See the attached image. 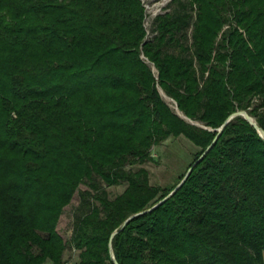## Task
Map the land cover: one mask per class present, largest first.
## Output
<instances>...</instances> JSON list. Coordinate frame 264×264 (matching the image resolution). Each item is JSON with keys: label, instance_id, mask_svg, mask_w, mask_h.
<instances>
[{"label": "trees", "instance_id": "trees-1", "mask_svg": "<svg viewBox=\"0 0 264 264\" xmlns=\"http://www.w3.org/2000/svg\"><path fill=\"white\" fill-rule=\"evenodd\" d=\"M145 18L141 0H0V264L67 246L78 264H264V139L241 116L120 230L231 114L264 132V0H168L149 35ZM178 136L198 150L152 186L140 165Z\"/></svg>", "mask_w": 264, "mask_h": 264}, {"label": "rangeland", "instance_id": "rangeland-1", "mask_svg": "<svg viewBox=\"0 0 264 264\" xmlns=\"http://www.w3.org/2000/svg\"><path fill=\"white\" fill-rule=\"evenodd\" d=\"M141 2L146 12L144 26L147 31V35H149L152 19L155 15L164 10L168 0H141ZM225 28L226 26L222 28V31ZM220 34L221 32L219 33L218 38L220 37ZM152 71L155 72L153 68ZM158 90L160 89L158 88ZM161 97L163 102L173 112L176 114L179 113L176 109L175 103L171 99H165L163 97V93ZM197 150L198 148L182 136L168 137L160 144L151 147L150 154L153 161L145 162L140 165V167L147 170L149 183L152 186L165 188L174 184L178 177L185 172ZM136 168L137 166L133 167V169ZM105 188L108 196L112 198L124 190L125 184ZM84 190H87L86 186L80 184L78 186V191L74 193L69 204L63 208L62 214L57 222L56 231L65 242H68L70 239L76 219L77 208L80 202L78 192ZM62 262L63 264H78V251L67 246L63 253ZM45 264L51 263L46 262Z\"/></svg>", "mask_w": 264, "mask_h": 264}, {"label": "water", "instance_id": "water-1", "mask_svg": "<svg viewBox=\"0 0 264 264\" xmlns=\"http://www.w3.org/2000/svg\"><path fill=\"white\" fill-rule=\"evenodd\" d=\"M159 93L162 95V91L159 90ZM178 116H180L181 118H184L180 113H177ZM236 116H241L242 118H244L247 122H249L253 128L257 131V133L264 139V132L258 127V125L256 124L255 120L250 117L245 111H236L233 114H231L225 121L224 123L216 130V134L214 136V138L212 139V141L210 142V144L204 149V151L192 162V164L188 167V169L186 170V173L184 174L183 178L181 179V181L174 187V189L169 192L162 200H160L158 203H156L155 205H153L152 207L148 208L145 211H142L140 213H137L135 215H132L130 217H128L121 225L120 230L125 226V224L130 221L132 218L147 213V212H151L154 209H156L159 205H161L163 202H165L167 199H169L180 187L181 185L185 182V180L187 179V177L190 175V173L192 172L193 168L206 156V154L212 149V147L215 145V143L217 142L223 128L227 125V123L234 117ZM116 232H114L112 234V236L115 234ZM113 259V257H112ZM113 264H118L114 259H113Z\"/></svg>", "mask_w": 264, "mask_h": 264}, {"label": "bare ground", "instance_id": "bare-ground-1", "mask_svg": "<svg viewBox=\"0 0 264 264\" xmlns=\"http://www.w3.org/2000/svg\"><path fill=\"white\" fill-rule=\"evenodd\" d=\"M163 97H164L165 99H168L165 95H163Z\"/></svg>", "mask_w": 264, "mask_h": 264}]
</instances>
